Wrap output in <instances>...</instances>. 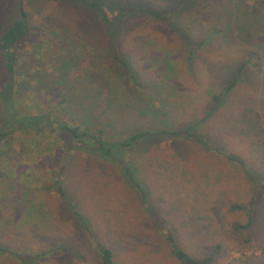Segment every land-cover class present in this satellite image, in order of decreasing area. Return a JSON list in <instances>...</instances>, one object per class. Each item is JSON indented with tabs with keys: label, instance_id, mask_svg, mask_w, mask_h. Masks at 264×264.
<instances>
[{
	"label": "rangeland",
	"instance_id": "1",
	"mask_svg": "<svg viewBox=\"0 0 264 264\" xmlns=\"http://www.w3.org/2000/svg\"><path fill=\"white\" fill-rule=\"evenodd\" d=\"M101 1L104 9L111 6L109 2L116 7L145 4L159 11L173 5L170 0ZM253 3L197 0L184 7L179 25L186 26L194 43L207 42L191 59L181 35L151 15H122L109 23L101 11L70 0H24L28 32L15 65L14 102L26 114L50 109L56 118H64L74 112L67 107V98L81 95L84 84L82 70L70 67L72 63H92L87 82L95 91L97 83L106 80L124 95L128 85L137 88L131 80L125 82V74L110 58L115 48L110 26L115 27L120 48L130 57L139 81L150 86L143 90L145 96L148 93L143 100L170 109L177 127L205 118L211 94L224 90L230 69L252 57L249 80L238 78L227 100L204 121L201 133L196 132L218 149L165 135L151 149L137 150L136 162L142 161L151 200L164 212L170 209L166 220L184 248L199 259L213 254L211 264H264V183L257 191L252 226L235 230L234 224L245 223L248 213L232 207L249 208L256 187L241 163L227 157L240 158L248 169L264 176V66L259 68L252 54V50L261 54L256 38L264 41V6L253 8ZM13 7L14 0H0V24ZM239 17L247 21L238 22ZM227 20L233 39L223 32L212 34L227 28ZM167 54L172 67L164 62ZM1 57L0 52V71ZM64 67L69 68L67 73L72 70L70 76ZM109 85L101 90V107L112 101L107 97L114 94ZM63 95L65 105L59 103ZM2 99L0 129L6 131L10 127L5 124L8 113ZM102 108L98 113L104 112ZM109 112L116 121L126 120L125 110ZM256 118L261 119L255 122ZM106 121L104 130L110 136L112 117L107 115ZM156 123L152 127L169 130L166 123ZM256 131L263 133L252 136ZM31 132L16 131L8 136L12 141L0 145V264H103L96 242L112 250L116 264H182L158 234L146 233L144 204L135 201L113 164L77 151L66 161L58 134ZM61 184L68 199L57 191ZM88 221L94 238L86 229Z\"/></svg>",
	"mask_w": 264,
	"mask_h": 264
},
{
	"label": "trees",
	"instance_id": "2",
	"mask_svg": "<svg viewBox=\"0 0 264 264\" xmlns=\"http://www.w3.org/2000/svg\"><path fill=\"white\" fill-rule=\"evenodd\" d=\"M70 1L82 6H91L92 8L101 11V13L105 15V19L109 23L113 22V18L115 19L116 17H120L122 15H151L156 19H161L162 21L169 24V28L171 31H176L179 35H181L183 42H185V44H187L190 48L191 59L193 58L198 46L207 43L206 40H203L199 43H194L195 40H192L189 34L185 31L186 26L182 27L181 25H179V16L182 9L190 3H195L197 0H170L171 4L173 5L161 11L154 10L145 4H127L122 7H116L115 2H109L111 6L104 9V5L101 0ZM253 4V8L262 5L264 6V0H254ZM100 8H102V10ZM25 16L26 12H24L23 18H25ZM244 21H247L246 17L238 18V22ZM231 25L232 24L227 20V25L225 24V27L227 28H217L215 32H212V34H219L223 32L225 37L233 39L230 32L231 29H233ZM110 29L112 30V41L115 42V48L114 51H112V55L110 56V58L113 61L116 70L125 74V82L131 80L132 84H134V86H137V88L133 87L132 85H128L127 89H125L126 94L124 95L123 92H121L122 89L120 90L111 82L106 80L99 81L97 83L98 88L95 91L91 86H88L89 83L87 82L89 75L94 70L92 63L87 61L82 65L79 63L69 64L70 67L77 65L75 67L77 69H79L78 67H80V70H82V74L80 75H82L81 82L82 84H84V88L82 87V90V88L80 87L82 93L81 95L75 96L72 100H69L67 98L66 105H68L67 107L71 109L73 108L74 112L64 116V118H56L53 111L50 109H44L46 110V112H44L43 114L31 115L20 112L17 108H15L14 89H17V86H15L17 83L15 81V65L19 56L18 51L22 47L23 40L25 39L28 32V27H26L25 21L23 19L17 24V26L0 44V52L2 56L1 61L4 66L3 70L0 71V97L3 98L2 102L3 105H5L6 111L8 113L7 122L5 124L10 127V129L6 131H2L0 129V145L10 140L12 141V138H8V136H10V134L12 135L16 131H32L31 133L39 134L51 130V132H55L56 134H58V139L63 143L65 157L67 156L65 158L66 161H68L69 158L72 157V152L75 151L85 153L87 156H92V154L99 156L100 158L97 159L98 162H109L117 168L116 170L120 173V177L122 180H124L127 188L131 190L132 196L135 198V201L144 204L145 208L142 207L141 213L142 215L143 213H145L146 219H148L149 221L148 229L146 231L149 236L152 233L158 234L156 237L159 236L162 239V243L165 245V247L168 248L170 254H173L174 257H176L182 264H211L213 260V254L207 256L204 259H199L195 258L188 250L184 248V244H181L174 227L170 225L166 220L165 215L168 213V211L170 212V209L167 207L168 211L164 212L163 209L160 210L155 202L151 200L149 192L150 189L148 188L145 181V177L147 175L143 173L144 169H142L141 165L142 161H140L138 164L136 162L138 157L137 150L140 152L141 150L145 151L151 149L152 147H154V144L158 141V139L165 135H169V137L173 139H175L174 137L190 138L194 142L203 144L209 149H218L202 134L197 136L196 132L199 131L201 133L204 121H206V119L214 112H216L220 108L221 104H223V102L227 100L226 97L236 86L238 78H241L245 82L249 80L250 75L248 67L250 65L248 66V64L251 63L252 57L240 60L236 67L233 66V68L230 69V75L228 77V81L225 85L224 90L220 93L211 94L212 99L211 101H209L207 107L209 112L205 116V118L190 123L189 126L177 127V119L171 113L170 109L169 111H165L163 108H157V106H155L153 102H145V100H143L145 97H147L148 94L146 93L145 96V92L143 90L147 89L150 86L146 84L143 85L139 81L137 71L131 63L130 57L124 54L122 52V49L120 48L119 42L116 38L117 32L115 30V27L110 26ZM249 35L250 34H247V36ZM240 37L242 36L240 35ZM260 38L261 37H257L256 41L258 47H260L261 49V54L257 53L255 50H252V54L254 53L253 57L255 56L257 60V66H259V68H262L264 66V41L260 42ZM163 59L164 62H167V64H169L168 67H172V61L168 59V54L164 56ZM57 63H59L58 66L60 67V69L63 68L61 61H57ZM68 69V67H64L65 74L70 76L72 70L70 71V73H67ZM4 74L8 75L9 79L6 80L4 78ZM109 84L112 85V88L109 90H111L114 94L107 97H110L112 101L110 100L111 102L109 101L106 102L105 105L103 104L102 108L100 104V93L102 89L104 90L106 87L110 86ZM148 90L150 89L148 88ZM94 92L95 95L93 94ZM63 96L64 99L62 101L60 100L59 103L61 102L63 103V105H65L66 96ZM140 100L144 101L145 103L141 102ZM73 102L75 103V105L73 104ZM136 102H138V104H136ZM109 103H111L113 107H111ZM98 107L104 109V112L98 113ZM109 109L119 112L125 110L126 120L116 121V119L113 118L114 116H112V114L109 112ZM107 115L112 117L111 124L113 123V132H110V136H106V132L104 130L105 124L107 123ZM255 117H260V114L255 113ZM260 119L258 120V118H256L255 122H259ZM156 121H159V123L161 124L166 123V125L169 127V130L152 127L153 122L157 124ZM149 123H151V127H147ZM256 124L257 123L253 125ZM125 125L126 128H123L125 127ZM262 133L263 131H256L255 133L252 132V136L262 135ZM227 157L234 162L241 163H239L240 166L242 167V169H244L245 173L249 176L250 180L256 187V191L253 193V196L250 199L249 208L239 205H234L232 207L233 209H243L248 213L247 221L245 223H235L233 228L237 231L247 230L252 226L254 221L253 206L258 197V188L264 183V176H262L260 172L254 173L253 171L248 169L240 158L231 154H227ZM57 176L59 177V174H57ZM56 188L58 193L63 198H69L68 193L62 184L59 186L57 185ZM90 228V222L88 221L86 229L90 232V236L94 238V233ZM148 230L152 232H149ZM96 247L97 250H99L101 253L103 264H116L113 259V252L111 249H109V247L107 248L100 242H96ZM219 247L220 246L217 245L215 250ZM57 248L59 249V247ZM2 249V246H0V250ZM53 250L54 249H52L51 251Z\"/></svg>",
	"mask_w": 264,
	"mask_h": 264
},
{
	"label": "water",
	"instance_id": "3",
	"mask_svg": "<svg viewBox=\"0 0 264 264\" xmlns=\"http://www.w3.org/2000/svg\"><path fill=\"white\" fill-rule=\"evenodd\" d=\"M24 0H14V7L9 17L0 24V44L24 17Z\"/></svg>",
	"mask_w": 264,
	"mask_h": 264
}]
</instances>
